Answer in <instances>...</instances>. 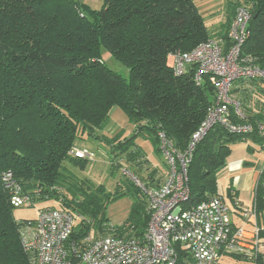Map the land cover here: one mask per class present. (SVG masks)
Masks as SVG:
<instances>
[{"label": "trees", "instance_id": "obj_1", "mask_svg": "<svg viewBox=\"0 0 264 264\" xmlns=\"http://www.w3.org/2000/svg\"><path fill=\"white\" fill-rule=\"evenodd\" d=\"M240 6L252 15L240 61L264 69V0L231 4L218 38L229 48L228 32ZM218 38L194 0H104L99 10L80 0H0V264H29L2 187L5 172H12L35 200L55 201L80 219L71 242L88 234L143 238L151 218L144 193L131 181H121L112 193L80 181L69 166L84 171L90 162L70 152L90 138L109 147L114 161L122 157L134 165L142 182L158 187L163 179H156V170L147 180L141 177L149 161L136 139H151L155 154L162 156L158 134L163 132L184 153L216 99L208 78L197 85L194 71L175 77L167 57ZM103 50L128 69V78L108 68ZM234 84L231 95L244 118L230 107L233 121L252 125L254 132L237 134L217 125L198 143L188 166L185 209L217 196L231 146L264 145V80ZM114 108L135 125L133 135H96L106 129ZM124 196L134 200L130 216L120 228H111L108 207ZM256 209L264 211V176ZM178 250L180 258L187 257L181 246Z\"/></svg>", "mask_w": 264, "mask_h": 264}, {"label": "built area", "instance_id": "obj_2", "mask_svg": "<svg viewBox=\"0 0 264 264\" xmlns=\"http://www.w3.org/2000/svg\"><path fill=\"white\" fill-rule=\"evenodd\" d=\"M251 18L246 7L237 8L228 32L231 45L227 49L226 42L218 38L200 44L191 52L177 51L167 57V67L175 77L194 71L197 85L208 78L216 99L184 153L178 152L165 133L158 134L161 154L168 166V174L158 187L132 177L144 193L151 215L143 238L88 234L80 243L71 242L73 215L47 208L40 210L33 220L18 222L21 247L29 264H225L227 259L234 260L232 264H264V242L255 211H242L243 219L254 225V231L248 234L243 227L233 228L221 195L195 207L183 208L190 197L188 166L196 146L208 132L217 125L237 134L254 132L250 124L234 123L230 111L233 107L236 115L244 118L240 102L231 95L236 81L264 80V69L240 61L241 49L250 35ZM260 129L264 127L261 125ZM70 155L90 163L97 159L95 152L83 147H74ZM1 183L14 209L33 203L34 198L24 191L12 172L3 173ZM178 246L187 252V257H179Z\"/></svg>", "mask_w": 264, "mask_h": 264}, {"label": "rangeland", "instance_id": "obj_3", "mask_svg": "<svg viewBox=\"0 0 264 264\" xmlns=\"http://www.w3.org/2000/svg\"><path fill=\"white\" fill-rule=\"evenodd\" d=\"M81 3H84L91 7L94 10H99L104 0H80ZM239 0H194L196 6L198 7L201 15L203 16L206 25L210 31L212 37H214L218 32L221 31V28L218 23L223 24L229 14V8L231 4L238 2ZM103 61L106 63L108 68L112 71L117 72L125 78L129 77L128 69L123 66L121 63L117 62L111 55L106 51H102ZM235 87V84L233 85ZM135 130V125L129 121V118L126 114L118 109L114 108L110 114V122L104 131H97L96 135L106 136L112 138L114 135L119 133H124V136L133 135ZM138 145H140L143 151L146 154L148 160L153 161L158 166L157 176L161 174L162 178L168 174V166L166 164L163 156L155 154L154 147L151 139L148 140L144 137L136 139ZM79 147L89 149L97 154V159L94 162H91L86 170L79 171L69 166L71 175L77 177L80 181H87L92 185H104L105 188L110 192H114L117 189V184L121 181H131L132 177L138 176L137 168L128 163L124 158L120 157L114 161V157L109 153V147L92 140L90 138L85 139L84 141L78 142ZM118 169V170H116ZM156 168H146L144 166V171L141 174V177L148 179L149 174L154 171ZM127 172V174L124 173ZM143 181V180H142ZM140 180V182H142ZM143 183V182H142ZM137 187V185L135 184ZM134 203V200L130 196H124L113 201L107 211L109 224L108 226L114 229L120 228L126 220L129 218L131 213V208ZM54 208L61 209L60 204L55 201H42V200H33V203L28 207H22L14 209V218L17 222L24 220H33L37 218V214L40 210ZM80 224V219L75 218L74 225L77 228ZM234 260L227 259L225 264H232Z\"/></svg>", "mask_w": 264, "mask_h": 264}, {"label": "crops", "instance_id": "obj_4", "mask_svg": "<svg viewBox=\"0 0 264 264\" xmlns=\"http://www.w3.org/2000/svg\"><path fill=\"white\" fill-rule=\"evenodd\" d=\"M221 28L223 24L218 23ZM219 33V32H218ZM219 34L215 37L218 38ZM140 146V145H139ZM162 157V156H161ZM147 158V157H146ZM148 160V158H147ZM145 166L156 168L158 166L148 160ZM264 145L258 146L252 141L240 142L231 146V154L226 160L225 168L218 175V193L226 203L234 229L243 227L248 234L254 231V225L243 219L242 211H255L256 222L260 229V238L264 242V211L257 213V190L262 176H264ZM162 171L156 179L162 178ZM166 176L163 177V180ZM161 184V183H160ZM38 215V214H37Z\"/></svg>", "mask_w": 264, "mask_h": 264}]
</instances>
